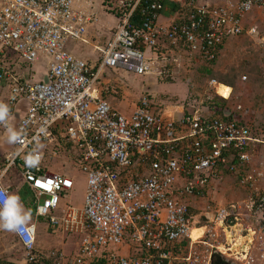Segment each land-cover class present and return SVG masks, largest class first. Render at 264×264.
I'll return each instance as SVG.
<instances>
[{"label": "built area", "instance_id": "built-area-1", "mask_svg": "<svg viewBox=\"0 0 264 264\" xmlns=\"http://www.w3.org/2000/svg\"><path fill=\"white\" fill-rule=\"evenodd\" d=\"M95 1L0 0V102L10 108L0 128H8L15 108L24 105L15 129L19 138L1 163L0 187L10 193L1 179L16 169L35 200V219L46 220L55 236H82L72 254L57 250L59 264H211L213 254L232 264H264V190L256 186L262 174L251 165L250 123L198 111L168 118L147 96L124 115L97 87L106 71L154 74L173 53L214 60L226 39L258 34L243 23L252 11H264V0L121 1L116 29L96 47L99 58L91 66L66 45L83 41L97 18ZM164 13L170 17L161 22ZM41 67L48 81L33 82ZM209 86L218 95L220 83L211 80ZM61 151L85 177L81 208L64 201L72 176L42 166ZM30 154L36 163H26ZM227 173L240 174L246 197L193 215L191 199H202ZM58 210L61 215L54 216ZM202 217L205 223L197 226ZM32 225L30 244L12 232L23 250L20 264L37 259ZM181 239L189 241L186 253L174 255Z\"/></svg>", "mask_w": 264, "mask_h": 264}, {"label": "rangeland", "instance_id": "rangeland-1", "mask_svg": "<svg viewBox=\"0 0 264 264\" xmlns=\"http://www.w3.org/2000/svg\"><path fill=\"white\" fill-rule=\"evenodd\" d=\"M208 1L212 4H215V2H234V0ZM97 3L98 0L95 1V6ZM116 4L114 0H104L102 5L98 6L99 10L95 9L97 18L88 25L83 41L70 40L67 43L66 50L88 65H95L99 58L96 47L104 46L116 29V17L111 12L112 7H115ZM257 12L254 13L252 11L247 17V26H257V32L262 31V35H259V33L253 36L243 34L236 38L235 44L229 48L226 47L220 55L216 65L213 67V73L219 79L232 81L234 85L236 84V89L232 90L233 95L231 96V99L235 102L234 105L243 103L247 109L248 106L253 107V110L249 108L246 118L254 129H257L255 132L258 133L256 138L259 139V144H255L253 149L251 165L255 170L264 174V129L259 126L261 122L264 123V94L262 90L257 92L246 84L247 74L245 73V70L250 67L253 69V73L257 75L264 70V11ZM165 19H167V16L162 14L161 22ZM170 56L172 57L163 62L164 67L166 65L173 68V71L168 72L170 77L169 84H166L164 78H162L164 67L160 70L156 69L154 74L144 77H137L129 73L120 76V72H112V75L102 78L100 80L102 83H109L110 81V85L114 89V96L108 97L109 102L113 104L112 106L116 109L118 108L117 110L122 114L129 115L128 109L131 111L132 106L138 103L141 97L148 95L152 98V102L154 101L157 105H160V108L162 107L163 111H175L177 109L184 111L182 103H189L194 109L200 110L201 114L209 112L205 106L207 95L220 96L209 86V81L211 80H208L207 76L202 72L203 69L207 68V64L202 63L198 59L176 55V53ZM158 71H161V73L159 74ZM234 74L241 76L239 82L234 81ZM217 82L219 83V81ZM99 84L100 82L97 83V86ZM179 101L181 102L179 103ZM228 113L231 112L228 111ZM2 130L0 128V133ZM61 153L57 157H47L42 166L47 173H69L72 176L74 186L71 191L66 193L64 201L70 206L81 208L86 195L85 177L68 158L69 153L67 151H61ZM226 179H228L231 191L226 197L222 198L225 202L221 203V205L209 201L207 203L206 195L202 199H197L195 206L197 208L193 212L194 214L204 213L207 205H210L211 211H214L218 206L225 207L234 201L242 200L246 197V191L238 186L234 177L227 176ZM256 186L264 190V182L260 186L259 181H257ZM15 193L20 196L25 208L32 210V204L35 202L32 193L24 186H20ZM53 215L60 216L61 210L54 212ZM36 227V247L38 249L41 247H45L44 249H60L65 255H70L77 248L82 238L79 234H72V236L65 235L62 241L56 238L52 239L48 234L49 224L42 219L36 222ZM22 257L23 253L17 246L16 241L13 240L12 235L7 230L0 229V259H10L13 263L19 264Z\"/></svg>", "mask_w": 264, "mask_h": 264}, {"label": "trees", "instance_id": "trees-1", "mask_svg": "<svg viewBox=\"0 0 264 264\" xmlns=\"http://www.w3.org/2000/svg\"><path fill=\"white\" fill-rule=\"evenodd\" d=\"M114 1L117 4L115 7H112L111 12L114 14L115 17H119V15H120V2L124 1V0H114ZM243 25H244L245 29L250 27V26H247V22H244ZM253 26H255V25H253ZM255 27H256V29L258 28L257 26H255ZM258 33H259V35L260 34L262 35V31H260V32L258 31ZM111 37H112V35H111ZM236 38H238V37H230V38L226 39L223 42V44L221 46H219L218 49L216 50L214 60L207 61V62L200 60V61H202V63L207 64V68L203 69L202 72L207 76L208 80L209 79L210 80L215 79V80L219 81V83L222 85H225V86L230 87V88L233 87L234 88V89L232 88L233 91L236 89V84L234 85V83H232V81H226L224 79H219L213 73V67L216 65L217 60L219 59V57L222 54V52L224 51V49L226 47L229 48L231 45L235 44ZM169 57H172V56L167 55L166 57L163 58L164 61H166ZM263 62H264V59H263ZM9 67L12 68L13 66L9 65ZM171 71H173V68L167 67L165 65L164 72L162 74V78H164V81L166 82V84L167 83L169 84V82H170V77L168 74ZM112 72H114V71L104 72L98 81V82H100V84L97 86L100 90L101 97L103 99L107 100L108 102H109L108 97L114 96L113 94H115L114 89L111 87L110 81H109V83H104V82L102 83L100 80L102 78H104L105 76L112 75ZM119 72H122V71H119ZM245 73L247 74L246 84L250 85L257 92L262 90L263 94H264V70L261 72V74L257 75L255 73H253V69L250 67V68L245 70ZM137 77H142V76H137ZM240 78H241V76H239L237 74L233 75V79L235 82H239ZM233 91L231 92V95L228 99L222 98L219 94L218 95L220 97L208 94L207 95V103L205 106L207 107V111H209V113H212V116L214 118H219V119H223V120H227V121H233V122H236L239 124H243L245 121H247L246 116H247V112H249L248 110H250L249 108H251V110H253V107L248 106V109H247V107L244 106L243 103H239V104L234 105L235 102L231 99V96L233 95ZM147 97L151 101V106L153 108H155L158 113H162L163 112V110L161 109L162 107L160 108V105H157L154 101L152 102V98L150 96L147 95ZM263 97H264V95H263ZM180 102L181 101H179V103ZM182 106L184 108V111H183L184 115H191L196 111H198L199 113H202L197 108L194 109L193 106H190L189 103H182ZM190 107H192V108H190ZM228 111L231 113H229V115L226 116L225 114L228 113ZM259 126H261V128L264 129V123L261 122V124H259ZM256 130L251 125L252 137L255 141L259 142V139L256 138L258 136V133L255 132ZM252 169H253V167H252ZM226 176L234 177V180L237 182V184L239 183L240 174L232 175L230 173H227ZM205 221L206 220L204 218H202L197 226H202L205 223ZM48 232L53 233L54 229L49 226ZM66 235L72 236V234H66ZM188 244H189L188 239H181L180 241L175 242L174 243V249H173L174 255L184 256L186 253V250L188 248ZM37 254H38L37 259L34 262L26 263V264H59V259H58L59 253L55 250H41V251L38 250ZM0 264H17V263H13L10 259L1 258ZM211 264H232V261L228 260L224 256H221L218 254H213Z\"/></svg>", "mask_w": 264, "mask_h": 264}, {"label": "crops", "instance_id": "crops-1", "mask_svg": "<svg viewBox=\"0 0 264 264\" xmlns=\"http://www.w3.org/2000/svg\"><path fill=\"white\" fill-rule=\"evenodd\" d=\"M216 0H214V2H215ZM234 1H237V0H234ZM104 2V0H98V3L96 4V6H95V9L98 11L99 10V7L98 6H100V5H102V3ZM208 2H210V1H208ZM215 4H218V3H216L215 2ZM257 11H259V10H254L253 12L254 13H258ZM166 16H167V19H165V20H168L169 19V17H170V14H168V13H164ZM248 17H249V15H248ZM116 22H117V20H116ZM245 22H247L246 20H245ZM88 27V26H87ZM251 27V26H250ZM86 32H87V29H86ZM67 46V45H66ZM79 54V53H78ZM125 73L126 72H124V71H122V72H120V76H124L125 75ZM136 76V75H135ZM142 77H144V76H142ZM216 89H217V91H218V94L221 96V97H223V98H228L229 97V95H230V92H232V88H230V87H227V86H225V85H222V84H220V86H217L216 87ZM111 103V102H110ZM137 104V103H136ZM136 104H134L133 106H132V108H131V111H133L134 110V108H135V106H136ZM111 105H113L112 103H111ZM118 109V108H117ZM129 109H128V113L130 114V112H131ZM164 115H165V117H170V118H175V117H179L180 115H182L183 114V110L182 109H177V110H175V111H171V110H169V111H163L162 112ZM23 114H24V105H18L17 106V108H15V113H14V117L12 118V120H11V122H10V125H9V127L8 128H6L5 130H2L1 131V133H0V172H1V170H2V165H1V163H2V161H4V159L6 158V156L9 154V152H11L12 150H13V143H10L9 142V140H8V136H9V132H8V129L9 128H12L14 131H15V129H16V124H17V120L19 119V117L20 116H23ZM255 144L256 145H258L259 144V142H257V141H255V142H253L252 143V151L251 152H253V149H254V147H255ZM263 150V149H262ZM263 155H264V153H263ZM254 169V168H253ZM255 170V169H254ZM255 171H257V172H259V173H261L262 174V177L261 178H259V184H260V186H261V184L264 182V174H263V172H261V171H258V170H255ZM148 172H149V170H146V174H148ZM226 174L225 175H223L222 176V178H220L219 180H214L213 182H212V184L209 186V188H207L206 189V191H205V196L207 195V203H208V201L209 202H212V203H214V204H217L218 203V205L220 204L221 205V203H224L225 201H223L222 200V198H224V196L226 197L229 193H230V184L228 183V179H226ZM1 182H2V184H3V186H5V187H7V188H9V191H10V193H15L16 192V190L20 187V186H24V187H26L27 189H28V187L24 184V182H23V180L20 178V176H19V173H18V171L16 170V169H10L6 174H5V176L4 177H2V179H1ZM29 190V189H28ZM30 191V190H29ZM16 194V193H15ZM197 199H199V198H193V199H191V203H192V205H193V208L194 209H192L191 210V213L194 215V213L193 212H195V209L197 208H195V206H196V203H197ZM229 205V204H228ZM227 205V206H228ZM218 207H222V206H218ZM217 207V208H218ZM216 208V209H217ZM31 212H32V215H33V217H32V220H31V222L30 223H35L36 224V222L38 221V219H35V216H34V212H33V208H32V210H31ZM213 213H214V211H212ZM210 216H211V214H207V219L208 218H210ZM202 218H204V217H202ZM202 218H200V220L202 219ZM199 220V221H200ZM206 220V219H205ZM195 221H198V218H195ZM37 228V227H36ZM9 232V231H8ZM11 235H12V237H13V240L14 241H16L15 240V238H14V236H13V234H12V232H9ZM48 234L50 235V237L53 239H58V240H60V241H62L63 240V238L65 237V235H63L62 236V234L61 235H56L55 236V234H52V233H49L48 232ZM16 243H17V246L19 247V249L22 251V253H23V250H22V248H21V246H20V244L16 241ZM62 245V244H61ZM45 247H41V248H39L38 250H55V249H44ZM57 250H60V249H56L55 251H57ZM62 251V250H61ZM20 264V263H19Z\"/></svg>", "mask_w": 264, "mask_h": 264}, {"label": "clouds", "instance_id": "clouds-1", "mask_svg": "<svg viewBox=\"0 0 264 264\" xmlns=\"http://www.w3.org/2000/svg\"><path fill=\"white\" fill-rule=\"evenodd\" d=\"M10 115V108L7 104L0 102V122H5ZM8 140L14 143L18 140V134L12 128L8 129ZM36 157L30 154L26 157V163H36ZM32 220V212L26 209L18 194L9 193L0 187V229L14 232L26 237V242L31 243L35 226L29 227Z\"/></svg>", "mask_w": 264, "mask_h": 264}, {"label": "water", "instance_id": "water-1", "mask_svg": "<svg viewBox=\"0 0 264 264\" xmlns=\"http://www.w3.org/2000/svg\"><path fill=\"white\" fill-rule=\"evenodd\" d=\"M32 81L33 82H47L48 81V75H47L46 67H41L39 73L36 74V76L32 79ZM205 114L208 115L209 117H212V113L207 112ZM225 115L228 116L229 113H226ZM20 117H22V116H20Z\"/></svg>", "mask_w": 264, "mask_h": 264}, {"label": "bare ground", "instance_id": "bare-ground-1", "mask_svg": "<svg viewBox=\"0 0 264 264\" xmlns=\"http://www.w3.org/2000/svg\"><path fill=\"white\" fill-rule=\"evenodd\" d=\"M201 232H202V229H200V230H193L191 237L195 239L199 234H201Z\"/></svg>", "mask_w": 264, "mask_h": 264}]
</instances>
